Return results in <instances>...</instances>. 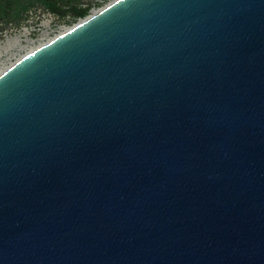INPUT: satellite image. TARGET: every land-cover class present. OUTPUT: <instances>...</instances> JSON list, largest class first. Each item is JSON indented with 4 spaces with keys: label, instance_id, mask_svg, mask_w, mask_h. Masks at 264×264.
Listing matches in <instances>:
<instances>
[{
    "label": "water",
    "instance_id": "1",
    "mask_svg": "<svg viewBox=\"0 0 264 264\" xmlns=\"http://www.w3.org/2000/svg\"><path fill=\"white\" fill-rule=\"evenodd\" d=\"M0 264H264V0H110L4 68Z\"/></svg>",
    "mask_w": 264,
    "mask_h": 264
},
{
    "label": "rangeland",
    "instance_id": "2",
    "mask_svg": "<svg viewBox=\"0 0 264 264\" xmlns=\"http://www.w3.org/2000/svg\"><path fill=\"white\" fill-rule=\"evenodd\" d=\"M109 1L78 0L77 5L82 8H88V12L84 15L86 16ZM84 16H77L72 11H68L64 15H57L45 10L41 6H33L29 8L22 22H1L0 64H8L14 61L19 54H24L26 49L32 45L38 44L48 37L55 36V34L73 25ZM20 44L23 47H19Z\"/></svg>",
    "mask_w": 264,
    "mask_h": 264
},
{
    "label": "trees",
    "instance_id": "3",
    "mask_svg": "<svg viewBox=\"0 0 264 264\" xmlns=\"http://www.w3.org/2000/svg\"><path fill=\"white\" fill-rule=\"evenodd\" d=\"M78 0H0V23L16 21L20 23L24 20L27 11L33 6H41L45 10L64 15L72 11L77 16H84L88 8L77 5Z\"/></svg>",
    "mask_w": 264,
    "mask_h": 264
},
{
    "label": "bare ground",
    "instance_id": "4",
    "mask_svg": "<svg viewBox=\"0 0 264 264\" xmlns=\"http://www.w3.org/2000/svg\"><path fill=\"white\" fill-rule=\"evenodd\" d=\"M66 28H68V27H66ZM65 28V29H66ZM63 31V30H62ZM61 32V31H60ZM55 35H57V34H55ZM52 37H48L46 40H44V41H40L38 44H34V45H32L30 48H28V49H26V51L24 52V53H26V52H28V51H30L31 49H33V48H35L36 46H38V45H40V44H42V43H44V42H46L47 40H49V39H51ZM16 45V44H15ZM17 47V46H16ZM19 47H23L21 44L19 45ZM14 49V48H13ZM11 50V49H10ZM21 55H23V54H19L16 58H15V60L17 59V58H19ZM14 60V61H15ZM13 61H11V62H9L8 64H3V65H1L0 64V72L4 69V68H6L8 65H10L11 63H12Z\"/></svg>",
    "mask_w": 264,
    "mask_h": 264
}]
</instances>
